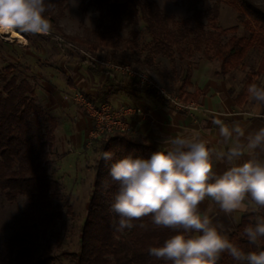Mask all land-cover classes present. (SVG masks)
Instances as JSON below:
<instances>
[{
	"label": "trees",
	"instance_id": "16d2710c",
	"mask_svg": "<svg viewBox=\"0 0 264 264\" xmlns=\"http://www.w3.org/2000/svg\"><path fill=\"white\" fill-rule=\"evenodd\" d=\"M88 1L96 7L106 9L112 19V26L95 30L91 39L62 33L61 37L52 33L49 36L62 39L75 49L84 47L93 52L103 48H117L118 40L112 35L113 32L124 25L142 21L151 37L147 44L151 54L173 58L175 54L187 53L190 56L201 52L208 59L215 57L221 61V75L237 70L248 49L256 46L261 57L257 67L248 71L245 88L235 98L239 105L247 98V88L253 84L255 76L264 75V1L183 0L190 16L181 20L164 14L154 1ZM65 2L66 0H45L46 5H52L45 15L50 18L57 31L60 28L56 24L58 19L64 16ZM205 2L211 4L202 9L200 6ZM221 4H227L236 11L237 21L249 32L248 37L232 34L227 40H223L222 37L228 32H236L238 26L219 28L217 19ZM18 33L28 43H32L28 33ZM35 37L47 36L36 34ZM129 48H136L131 40L125 41L119 47L120 56L126 55ZM136 57V62L142 64L139 52ZM15 71V66L9 64L0 72V190L10 203L15 202L19 196L25 197L27 206L22 214L13 220V232L3 245L0 264H53L56 256L52 246L45 244L41 250V241L47 238L56 220L72 214L71 206L64 210L59 202H54L55 190L60 185L51 178L46 168V161L53 153L51 147L55 141L57 123L54 116L37 104L34 85L27 77H18ZM116 83L115 86L110 85L111 89H114L113 92L132 91L147 95L155 93L153 89L134 79L128 84ZM229 93L233 96V90L230 89ZM197 95L194 92L191 96L195 100ZM87 99L96 106L107 102L105 96L97 102L88 96ZM104 150H111L115 155L107 164L100 156L95 162L93 190L80 230V249L78 253H71L69 256L75 264H171L170 261L158 260L151 256L148 250L150 247L162 246L177 230L157 227L152 223L151 216H148L134 221L137 226L131 230L117 231L119 215L111 211V205L119 190V182L109 175V164L129 153L148 158L158 148L140 142L130 132L116 131L102 140L100 153ZM259 215H264V209L260 210ZM254 218L252 213L243 214L235 230L229 234L231 242L246 253L264 251V238L257 247L250 245L243 236L244 228L252 223ZM141 223L146 227H139ZM218 264L239 262L227 253H222Z\"/></svg>",
	"mask_w": 264,
	"mask_h": 264
},
{
	"label": "clouds",
	"instance_id": "9594fccd",
	"mask_svg": "<svg viewBox=\"0 0 264 264\" xmlns=\"http://www.w3.org/2000/svg\"><path fill=\"white\" fill-rule=\"evenodd\" d=\"M45 0H0V35L16 32L49 35L52 22L45 13ZM250 98L264 103V87L250 84ZM227 150L213 149L200 135L163 137L162 148L148 158L129 153L109 164V175L119 182L111 211L119 215L117 231L131 230L134 221L151 216L157 227L176 234L149 254L171 264H217L227 253L239 264H264V251L245 252L231 242L223 225L213 222L200 205L206 200L220 213L232 216L251 213L254 220L243 230L250 245L260 246L264 238V127L246 132L239 122L228 125L214 118ZM115 153L102 151L106 164ZM224 165L217 170L216 164ZM139 227L145 228L141 223Z\"/></svg>",
	"mask_w": 264,
	"mask_h": 264
},
{
	"label": "rangeland",
	"instance_id": "374dc122",
	"mask_svg": "<svg viewBox=\"0 0 264 264\" xmlns=\"http://www.w3.org/2000/svg\"><path fill=\"white\" fill-rule=\"evenodd\" d=\"M142 1L156 2L164 14L172 15L177 20L190 16L183 0ZM256 1L262 3L264 0ZM65 4L64 16L58 19L56 24L60 28V32L54 29L53 26L50 34H56L61 37L62 33L64 35L91 39L94 37L93 32L95 30H104L106 27L112 26V19L107 14L106 9L96 7L88 0H66ZM210 4V2H205L200 7L206 9ZM236 16V11L227 4L220 5L217 19L219 28L238 26L236 32H228L226 36L222 37L224 41L232 34L238 37L249 36V32L237 21ZM179 28L183 30L182 26ZM16 33L21 36L18 32ZM29 35L32 39L31 44L22 36L24 42H13L4 39L0 35V72L9 64L15 66V74L18 77H27L34 85L36 102L46 111L48 106L45 105L44 101L38 100V96H35V88L41 87L43 85L42 81L47 82L44 87L48 90L67 92L64 93L63 99L68 102V107L71 110L78 109L86 114L83 108L72 99L76 94L86 95L79 88L76 90L72 89L73 79H70V73L66 75L63 70L71 69L80 62L91 63L87 59V56L90 55L100 60L111 59L115 63H130L137 70L141 69L142 72L150 76L167 94L176 96L183 103L192 101L196 104L191 96L194 88L202 84L203 81L201 80L205 78L221 75V61L215 57L208 59L201 52H195L190 56L187 53L182 55L175 54L173 58L151 54L147 48L151 37L145 30L142 21L124 25L116 32H113L112 35L118 40L117 48H103L93 52L86 50L84 47L75 49L73 45H69L62 39L52 38L49 35L40 38L35 37L34 34ZM127 40H131L136 45V48H129L126 55L120 56L119 52L121 49L119 47ZM137 52L140 53L142 64L136 62ZM260 57V51H258L256 46H253L248 49L240 67L237 70L226 73L228 75L227 82L230 84V89L233 90L234 98L239 96L244 90L248 71L257 67ZM81 65L79 81H82L83 84H89V77L85 71V68L89 67L87 64L83 65L81 63ZM95 65L100 67L99 63H95ZM253 83L264 87V75L255 76ZM106 88L105 91L107 90L108 92L114 90L109 88V86H106ZM113 100H109L106 103L112 106L127 104L139 106L143 110L142 115L146 113L145 104L159 103L162 105L166 103V100L157 93H154V95L142 93L139 97L134 96L133 98L122 96ZM247 100L255 102L254 99L250 98L249 94L243 102ZM169 106L180 110L171 103ZM50 114L54 116V114ZM54 117L57 127L58 118ZM91 126L93 127V124ZM54 134L55 141L51 147L53 153L46 161V168L51 178L60 185L55 190L54 202H59L64 210L66 207L71 206L72 214L56 220L55 226L49 231L47 238L41 241V250L45 244H49L52 246L56 256L53 264H75L69 254L78 253L80 249V230L93 190L95 162L99 158L102 140L107 135L92 138L89 133V137L86 138L84 145L78 151L75 148L66 147L64 150L67 152H63L62 141L56 140V128ZM132 135L134 136V134ZM26 206L25 197L19 196L15 202L10 203L5 199L3 191L0 190V253L4 243L13 232L12 224L14 218L20 216ZM238 222L239 217H234L230 231L235 230Z\"/></svg>",
	"mask_w": 264,
	"mask_h": 264
},
{
	"label": "crops",
	"instance_id": "0c3cea01",
	"mask_svg": "<svg viewBox=\"0 0 264 264\" xmlns=\"http://www.w3.org/2000/svg\"><path fill=\"white\" fill-rule=\"evenodd\" d=\"M81 63L87 64L89 67L85 68L89 77H87L90 81L89 84H83L82 81H79ZM94 64L93 62H80L71 69L63 70L66 75L70 73L69 77L73 79V90L79 88L86 95L85 97L88 96L95 102L104 96L109 101L122 96L127 98L139 97L142 94L132 91L129 93L105 91L106 86L111 88L110 85L115 86L116 82L128 84L132 79L101 64L100 67ZM227 80V74L224 76L215 75L201 80L203 81L201 86L194 88V92L198 94L197 99H195L197 109L189 112L170 108L169 102L162 105L159 103L145 104L146 113L131 120L130 133L134 134L132 136L140 142L154 148L163 147L160 143L163 137L198 134L208 140L211 148L227 150L229 145L222 143V138L219 137V129L212 123L214 118L222 119L228 125L239 122L246 132L264 127V105L262 106L257 101L248 100L240 105L237 104L234 96L229 93L230 84ZM42 83L41 87L35 88V96H38V100L41 102L44 101L45 105L49 107H47V111L58 118L56 140L62 141L63 152H67L64 150L66 147H70V149L72 147L78 151L84 145L86 138L89 137L91 128H93L91 126L92 120L78 109L71 110L68 107V102L63 99L64 93L67 92L48 90L44 87L47 82L42 81ZM216 168L223 170L224 165L217 163ZM200 209L202 212H206L214 223L223 225L226 229H230L234 217L238 216L240 220V217L245 214L237 212L232 216H225L219 212L216 205L207 200L200 205ZM232 231H229L228 235Z\"/></svg>",
	"mask_w": 264,
	"mask_h": 264
},
{
	"label": "built area",
	"instance_id": "2783aa9c",
	"mask_svg": "<svg viewBox=\"0 0 264 264\" xmlns=\"http://www.w3.org/2000/svg\"><path fill=\"white\" fill-rule=\"evenodd\" d=\"M87 57V59L91 62L99 63L110 70L120 72L130 79L137 80L147 88L153 89L155 93L180 110L189 112L197 109V105L194 102L191 101L183 103L176 96L167 94L163 88L150 78V76L140 70H137L131 64H121L115 63L114 61L100 60L92 57L91 55ZM72 99L83 108L92 120L93 128L90 131V137L92 138H96L101 135H109L116 131L130 132L131 120L143 113V110L139 106L128 104L112 106L108 103H101L96 106L93 102L88 100L87 97L80 94L74 95Z\"/></svg>",
	"mask_w": 264,
	"mask_h": 264
},
{
	"label": "bare ground",
	"instance_id": "6f19581e",
	"mask_svg": "<svg viewBox=\"0 0 264 264\" xmlns=\"http://www.w3.org/2000/svg\"><path fill=\"white\" fill-rule=\"evenodd\" d=\"M4 39L13 41V42H24V39L19 36L17 33H12V34H3L1 35Z\"/></svg>",
	"mask_w": 264,
	"mask_h": 264
}]
</instances>
